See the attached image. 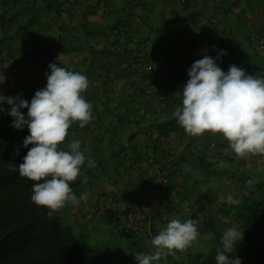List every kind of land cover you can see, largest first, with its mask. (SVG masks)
<instances>
[{"label":"crops","instance_id":"0c3cea01","mask_svg":"<svg viewBox=\"0 0 264 264\" xmlns=\"http://www.w3.org/2000/svg\"><path fill=\"white\" fill-rule=\"evenodd\" d=\"M199 2L200 9L191 0L189 8L180 0H0V73L6 77L0 93L31 99L46 85L52 62L90 81L83 95L93 105V121L84 127L75 122L62 146L79 139L93 166L107 167L86 184L77 178L73 189L77 196L87 191L88 202H69L60 216L76 230L95 231L97 238L113 235L119 264H137L134 253L151 252L153 236L172 218L185 220L186 206L206 210L197 240L206 242L223 216L213 204L220 207L228 195H239L231 175L241 169L264 172V155L241 158L220 134L190 135L173 116L182 104L187 69L205 54L216 57L226 50L217 61L223 70L236 64L264 76V58L248 31L251 20L264 22V0H244V9L225 0ZM115 25L126 28L119 52L109 49L112 40L106 35ZM136 61H151L154 68L135 80ZM154 99L165 107L146 109ZM224 164L223 173H232L226 181L197 178L201 169L212 174ZM88 173L86 161L82 174ZM162 177L170 181L166 194L157 191ZM173 197L182 209L170 204L177 201ZM121 223L140 225L148 239L125 235ZM174 262L169 255L166 264Z\"/></svg>","mask_w":264,"mask_h":264},{"label":"clouds","instance_id":"9594fccd","mask_svg":"<svg viewBox=\"0 0 264 264\" xmlns=\"http://www.w3.org/2000/svg\"><path fill=\"white\" fill-rule=\"evenodd\" d=\"M226 54L221 49L216 57L205 54L192 63L182 89V104L175 108L173 116L190 135L220 134L241 158L264 155V76L248 74L236 64L223 70L217 61ZM48 67L46 85L35 91L30 101L19 94L0 93V112L5 111V104L10 106L7 113L13 117L11 126L17 130L28 128L23 146H32L18 166L19 174L34 181L31 200L48 209L51 215L69 202L88 200L87 191L77 196L72 182L80 177L86 184L82 168L86 161L88 166L95 161L81 150L79 139L62 146L75 122L84 127L93 119V105L83 95L90 81L86 74L60 63L52 62ZM5 79L0 73V84ZM25 108L26 114L22 111ZM227 200L239 203L231 195ZM200 227L199 217L172 218L151 239V252L134 253L137 264H166L170 254L186 252L193 246ZM243 239L244 231L238 225L228 227L216 248V264H243L236 255V247Z\"/></svg>","mask_w":264,"mask_h":264},{"label":"trees","instance_id":"16d2710c","mask_svg":"<svg viewBox=\"0 0 264 264\" xmlns=\"http://www.w3.org/2000/svg\"><path fill=\"white\" fill-rule=\"evenodd\" d=\"M8 107L5 104V111L0 112V264H119L109 241L99 237L90 243L88 232L64 222L60 210L50 215L48 209L31 200L34 181L21 176L18 170L32 146H23L29 132L27 126L23 130L11 126L13 117L8 115ZM22 111L27 113L26 108ZM231 176L235 179L236 174ZM243 176L237 179H243L235 197L239 203L220 206L217 211L223 213L222 220L214 223L204 247L195 249L194 245L186 252H177L179 258L173 264H216L214 257L220 238L234 224L244 231L236 255L243 264H264V178L253 180L249 175ZM78 182H72V187ZM130 236L148 239L145 231L141 237Z\"/></svg>","mask_w":264,"mask_h":264},{"label":"built area","instance_id":"2783aa9c","mask_svg":"<svg viewBox=\"0 0 264 264\" xmlns=\"http://www.w3.org/2000/svg\"><path fill=\"white\" fill-rule=\"evenodd\" d=\"M225 1H231L234 2L237 7L239 9H244L247 5L244 2V0H225ZM188 0H180V3L182 4V6L189 8L188 6ZM192 3L195 4V6H197V9L201 8V4L199 2V0H191ZM248 31L250 34V41L255 45V49H256V53L258 54V56L264 58V22H260L258 20H251L248 24ZM126 34V28L123 26H117V27H111L108 32L106 33L107 37L109 39L112 40L109 49L113 52H119L121 50H123V45L120 42L119 37H122ZM119 40L117 41H113L114 38H116ZM135 67H136V72L133 75V78L135 80H138L139 74L141 72H144L145 74H149L151 73V71L153 70L154 66L152 64L151 61L147 62V63H141L139 61L135 62ZM169 75H173L172 71H168L167 72ZM108 76L110 78L114 77V73L113 72H109ZM165 102L162 99H154L151 101L150 104H148L146 106V109H150V110H156L159 108H163L165 107ZM93 121V119L91 120ZM93 124V123H91ZM170 185V181L166 178V177H162L159 181V189L158 192L160 194H166L167 189ZM88 202V201H85ZM180 202L178 201H174V204L176 205V207L178 209H182V206L179 204ZM97 212L103 214L104 211L101 209H96ZM183 212L185 213V215L189 218H203L206 215V210H201L198 208V206H186L185 208H183ZM120 227L122 228V230L128 234V235H137L139 237H141L142 235H144L143 229L140 227V225L137 224H131V225H127V224H122L120 225ZM153 249V246H152Z\"/></svg>","mask_w":264,"mask_h":264},{"label":"rangeland","instance_id":"374dc122","mask_svg":"<svg viewBox=\"0 0 264 264\" xmlns=\"http://www.w3.org/2000/svg\"><path fill=\"white\" fill-rule=\"evenodd\" d=\"M9 95H7V96H9ZM102 162H103V160H102ZM253 162H254L253 160H250V164H252ZM105 167H107V164L106 165H102V167H101V165L99 163H96V166H93V165L92 166H88V169H89L90 173L85 174V177L88 180H91V179L94 180V178L96 179L97 177L100 176V171L103 170V168H105ZM225 169H227V166L225 164L224 165H219V168H216L217 172L216 173H212V174L211 173L204 174L205 172L201 169L202 172H199L200 175H197V178L199 177L200 180L203 179L204 183H205V181H207L206 178L212 179V180H215L216 179V180H219L220 182H223V181H226V179L228 178V176L230 177V175L232 174L230 172L223 173V171ZM220 170H222L221 173H220ZM244 172H246V173H244ZM258 172H260V171L257 170V169H255V168H253L252 171H250V172L246 171L245 169H241L240 172H236V176H235V179L236 180H234L235 181L234 183L236 185H238V187L240 185H242L243 184V179H239V180H237V179L239 178V176L244 177L243 175H245V174L246 175H249L251 177V179H253V180H255V179L256 180L263 179L264 178V172H262V173H258ZM213 202L216 203V201H213ZM170 204L173 206L174 202L173 201H170ZM213 207L215 209H218L219 208V206L217 204H213ZM198 208L201 209V210H204V207H202V206H199ZM225 209H228V207L226 206ZM86 234H87V232H86ZM87 235H88V238H89L90 243H93L94 241H96L97 237L99 236L98 234H96L95 231H93V234L88 233ZM112 236L113 235H111V234H106L105 237L104 236H101L99 239L100 240H106V241L108 240L111 243L110 244L111 248H114L115 245H116V241L114 240V237H112ZM113 242L115 243V245H114ZM194 245H196V247H194ZM193 247L195 249L203 248L204 247V243L203 244H201V243L199 244L197 242H194ZM172 256H173V259H175V260L178 258V254L172 255Z\"/></svg>","mask_w":264,"mask_h":264}]
</instances>
